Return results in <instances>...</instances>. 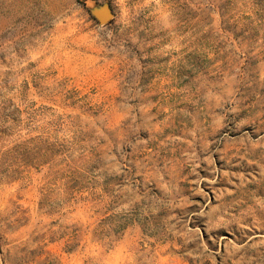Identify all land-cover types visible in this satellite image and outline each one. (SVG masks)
<instances>
[{
    "label": "rangeland",
    "instance_id": "rangeland-1",
    "mask_svg": "<svg viewBox=\"0 0 264 264\" xmlns=\"http://www.w3.org/2000/svg\"><path fill=\"white\" fill-rule=\"evenodd\" d=\"M0 264H264V0H0Z\"/></svg>",
    "mask_w": 264,
    "mask_h": 264
},
{
    "label": "trees",
    "instance_id": "trees-1",
    "mask_svg": "<svg viewBox=\"0 0 264 264\" xmlns=\"http://www.w3.org/2000/svg\"><path fill=\"white\" fill-rule=\"evenodd\" d=\"M46 144H47V156H50V158L58 154L65 153L64 146L62 144L50 142V140H48Z\"/></svg>",
    "mask_w": 264,
    "mask_h": 264
},
{
    "label": "water",
    "instance_id": "water-1",
    "mask_svg": "<svg viewBox=\"0 0 264 264\" xmlns=\"http://www.w3.org/2000/svg\"><path fill=\"white\" fill-rule=\"evenodd\" d=\"M96 16L100 24L102 25L109 23L113 18V15L109 8H105L102 11L97 12Z\"/></svg>",
    "mask_w": 264,
    "mask_h": 264
}]
</instances>
